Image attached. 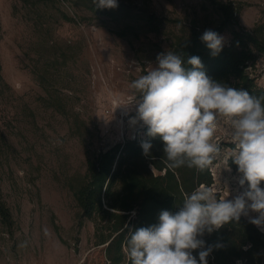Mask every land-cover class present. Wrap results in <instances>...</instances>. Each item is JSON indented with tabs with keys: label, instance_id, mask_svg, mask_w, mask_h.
Here are the masks:
<instances>
[{
	"label": "rangeland",
	"instance_id": "obj_1",
	"mask_svg": "<svg viewBox=\"0 0 264 264\" xmlns=\"http://www.w3.org/2000/svg\"><path fill=\"white\" fill-rule=\"evenodd\" d=\"M214 1L238 10L220 34L224 44L232 30L259 29L264 38V0H118L115 17H97L79 0H0V197L12 219L0 220V264H104L73 187L88 156L141 134L144 124L130 123L141 99L131 82L190 27L214 30ZM248 70L264 87V58ZM213 142L221 152L210 187L233 199L247 184L230 158L227 120Z\"/></svg>",
	"mask_w": 264,
	"mask_h": 264
},
{
	"label": "clouds",
	"instance_id": "obj_2",
	"mask_svg": "<svg viewBox=\"0 0 264 264\" xmlns=\"http://www.w3.org/2000/svg\"><path fill=\"white\" fill-rule=\"evenodd\" d=\"M98 8L114 9L118 0H93ZM212 56L224 47L213 30L200 37ZM157 66L131 82L141 97L130 123L142 122L147 136L159 137L170 167L187 165L203 171L221 152L214 143L221 119L230 125L234 148L230 158L247 188L233 199H218L212 187L201 185L187 194L175 213L162 210L158 223L129 233L126 256L130 264H208L212 251L201 237L250 212V222L264 227V96L226 86L203 71L198 56L185 59L172 51L157 55ZM145 155L152 147L143 141ZM220 245H217L219 247ZM199 251V261L193 255Z\"/></svg>",
	"mask_w": 264,
	"mask_h": 264
},
{
	"label": "trees",
	"instance_id": "obj_3",
	"mask_svg": "<svg viewBox=\"0 0 264 264\" xmlns=\"http://www.w3.org/2000/svg\"><path fill=\"white\" fill-rule=\"evenodd\" d=\"M79 2L97 17H115V13L121 10L119 7L98 8L93 0ZM214 7L220 20L213 31L221 34L229 25L236 24L233 15L238 10L231 2L214 1ZM145 20L152 30L158 28L155 17L149 15ZM187 32L186 37H177L169 50L181 54L186 67H191L186 62L188 57L198 56L203 64L202 70L212 79L254 96H264V87L258 86L248 70L255 66L258 58H264V38L259 35V29L252 32L232 30L230 42L224 44L217 56H212L200 39L204 32L196 27H190ZM140 131L141 134L88 156L85 173L73 187L79 217L92 222L93 247L101 249L104 264H130L126 256L130 232L157 224L162 210L175 213L187 194L201 185L210 187L213 184L209 169L214 161L203 171L187 165L170 167L162 140L147 136L146 125ZM143 141L152 144L147 155L141 147ZM0 220L5 226L12 224L1 197ZM201 239L205 241V248H212L207 257L208 264H264V232L243 216L210 234L205 232ZM199 251H193L198 261Z\"/></svg>",
	"mask_w": 264,
	"mask_h": 264
}]
</instances>
